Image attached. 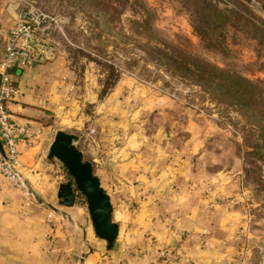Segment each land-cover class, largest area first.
Returning <instances> with one entry per match:
<instances>
[{"label": "rangeland", "instance_id": "1", "mask_svg": "<svg viewBox=\"0 0 264 264\" xmlns=\"http://www.w3.org/2000/svg\"><path fill=\"white\" fill-rule=\"evenodd\" d=\"M209 1L229 8L237 0ZM239 1L264 18V0ZM27 9L46 14L43 23L56 44L53 59L24 75L32 80L25 87L38 99L35 107H28L34 117L26 120L40 122L47 135L39 146L29 148L31 167L23 170L32 203L45 209L52 221L69 218L72 225L93 232L82 194L76 190L74 212L55 196L59 182L72 181L60 160L46 157L47 142L56 129H62L76 135L74 143L91 162L93 173L98 167L111 172L123 151L136 152L146 174L180 164L190 165L196 174L217 171L221 174L217 186L213 188L211 181L207 185L210 190L220 188L215 199L238 218L228 241L232 255L227 264H264V148L254 145L260 142L254 134L257 121L246 109L222 101L226 94L171 71L144 51L158 46L188 52L250 79L264 95V37L229 23L201 36L190 0H0L1 33ZM141 19H146L144 25ZM2 40L0 34V54ZM93 57L111 62L118 72L102 93L107 67ZM34 73L38 79L32 77ZM260 110L253 112L259 115ZM32 158L39 162L32 163ZM138 158L131 170H137ZM113 181L108 180L114 185L120 182ZM122 181L140 183L137 177ZM142 194L138 189L118 197L129 200L130 214L137 200L144 199ZM99 239L103 248L105 240ZM79 240L87 251L84 240Z\"/></svg>", "mask_w": 264, "mask_h": 264}, {"label": "crops", "instance_id": "2", "mask_svg": "<svg viewBox=\"0 0 264 264\" xmlns=\"http://www.w3.org/2000/svg\"><path fill=\"white\" fill-rule=\"evenodd\" d=\"M41 63L12 73L22 93L17 101L9 102L8 107L18 120L30 118L28 107L36 106L38 99L25 87L32 80L24 75L44 65ZM32 77L38 79V74ZM43 138L47 135L42 133L32 147L43 143ZM28 151H21L19 159L30 169ZM130 154L129 151L121 152V160L115 159L117 155L112 156L118 166L111 172L107 170L108 174L100 167L94 171L109 195L111 216L118 224L117 236L110 248H101L102 240L95 238L92 230L79 229L69 218L50 220L45 209L23 200L18 190L4 181L0 188V264H227L232 255L228 241L235 234L238 218L215 199L220 188L210 190L207 185L211 181L213 188L217 186L221 174L206 170L196 174L190 165L182 167L181 164L165 165L146 174V168L139 167L142 163L137 153ZM135 158H138L137 170H131ZM181 159L183 163L185 159ZM35 160L39 162L32 158V163ZM169 160L167 158V162ZM148 175L151 176L148 178ZM112 177L120 182L114 185ZM134 177L140 183L127 182L129 185L122 181ZM109 179L113 182H108ZM138 189L145 193L142 194L144 199L138 197L136 207L129 214V200L118 196ZM68 211H75L74 204ZM80 238L87 251L81 249ZM160 250H164L162 257L158 256Z\"/></svg>", "mask_w": 264, "mask_h": 264}, {"label": "built area", "instance_id": "3", "mask_svg": "<svg viewBox=\"0 0 264 264\" xmlns=\"http://www.w3.org/2000/svg\"><path fill=\"white\" fill-rule=\"evenodd\" d=\"M45 18L46 14L42 12L20 11L16 21L3 33L0 31L3 39L0 54V188L4 181L7 182L26 202H32V191L19 155L40 139L43 126L40 122L16 119L8 103L17 101L22 93L12 73L51 60L56 55V44L47 32V24L43 23ZM163 255L164 250H160L158 256Z\"/></svg>", "mask_w": 264, "mask_h": 264}, {"label": "trees", "instance_id": "4", "mask_svg": "<svg viewBox=\"0 0 264 264\" xmlns=\"http://www.w3.org/2000/svg\"><path fill=\"white\" fill-rule=\"evenodd\" d=\"M190 1L195 6L196 20L201 23V26L196 29L199 34L201 32V36L207 35L208 31H212L224 23H229L244 33L264 37V18L248 10L239 0L236 1L235 6L229 8L218 7L209 0ZM242 12H246V14ZM145 22L146 19L140 20L143 25ZM142 29L147 31L145 27ZM144 51L154 61L171 71L213 91L226 94V98L221 99L222 101L252 113L253 119L257 121L254 124V134L261 142H255L254 145H263L264 148V95L262 89L255 82L178 49L167 51L158 46H150ZM93 59L101 61L96 57ZM101 63L107 67L101 88L102 93L112 86L118 77V72L111 62L101 61ZM257 107L262 109L259 115L253 112Z\"/></svg>", "mask_w": 264, "mask_h": 264}, {"label": "water", "instance_id": "5", "mask_svg": "<svg viewBox=\"0 0 264 264\" xmlns=\"http://www.w3.org/2000/svg\"><path fill=\"white\" fill-rule=\"evenodd\" d=\"M75 137L72 132L56 129L48 144L46 157L60 160L72 178V181L57 184L55 196L58 203L67 206L74 202L76 190L82 194L93 233L104 239L105 246L110 248L118 232V224L111 216L110 198L92 172L91 162L82 157L81 150L74 143Z\"/></svg>", "mask_w": 264, "mask_h": 264}]
</instances>
